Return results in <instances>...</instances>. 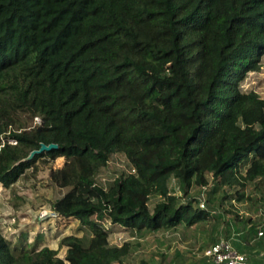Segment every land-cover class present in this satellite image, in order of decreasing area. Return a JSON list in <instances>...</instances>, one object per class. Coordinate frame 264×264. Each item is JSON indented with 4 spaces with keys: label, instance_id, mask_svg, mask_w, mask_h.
Instances as JSON below:
<instances>
[{
    "label": "trees",
    "instance_id": "16d2710c",
    "mask_svg": "<svg viewBox=\"0 0 264 264\" xmlns=\"http://www.w3.org/2000/svg\"><path fill=\"white\" fill-rule=\"evenodd\" d=\"M263 56L264 0H0V185L50 163L65 190L53 213L90 234L63 237L60 258L0 229V264H151L124 260L104 221L138 238L185 230L201 253L226 240L257 264L264 98L241 84ZM40 144L58 148L25 160ZM116 155L131 172L98 185ZM190 262L209 264L179 250L167 264Z\"/></svg>",
    "mask_w": 264,
    "mask_h": 264
},
{
    "label": "rangeland",
    "instance_id": "374dc122",
    "mask_svg": "<svg viewBox=\"0 0 264 264\" xmlns=\"http://www.w3.org/2000/svg\"><path fill=\"white\" fill-rule=\"evenodd\" d=\"M241 90L246 93L253 91L264 98V56L259 69L248 73L241 84ZM34 124H36L35 119L32 126ZM62 165L63 158H58L52 168ZM50 169V163H38L35 171L28 170L12 187L3 189L0 185V229L12 248L24 246L27 249L32 247L39 249L47 246L57 249L58 256L63 258L66 251L65 247H60V240L63 237L74 235L87 243L90 234L80 227L79 222L73 219H60L53 213L52 202L60 198L65 190L59 189L50 181ZM130 172V167L123 156L116 155L96 176V182L98 185L107 186L108 182L118 177L120 173ZM176 194L181 196L178 190ZM153 200L156 201L157 198ZM249 207H251L250 202L238 206L242 211H246ZM103 226L109 234L111 245L121 247L125 243L129 244L130 256L124 258L127 261L136 263L141 259H147L151 264H167L175 250H179L184 257L190 259L202 257L198 246L193 248V234L191 233V236L185 230L178 234L150 233L138 238L131 236L129 231L112 227L109 221H104ZM161 254L168 256L165 262H162Z\"/></svg>",
    "mask_w": 264,
    "mask_h": 264
},
{
    "label": "built area",
    "instance_id": "2783aa9c",
    "mask_svg": "<svg viewBox=\"0 0 264 264\" xmlns=\"http://www.w3.org/2000/svg\"><path fill=\"white\" fill-rule=\"evenodd\" d=\"M36 123H39V119L35 118ZM15 144L14 141L10 142ZM200 207L204 208L203 203H200ZM260 232L258 235H261ZM209 264H249L244 254L238 253L229 241L220 240L212 246L207 247L203 253Z\"/></svg>",
    "mask_w": 264,
    "mask_h": 264
},
{
    "label": "water",
    "instance_id": "95a60500",
    "mask_svg": "<svg viewBox=\"0 0 264 264\" xmlns=\"http://www.w3.org/2000/svg\"><path fill=\"white\" fill-rule=\"evenodd\" d=\"M57 148H58L57 144H49V145L40 144L39 149L31 151L25 160H31L37 154H41L44 151H50Z\"/></svg>",
    "mask_w": 264,
    "mask_h": 264
},
{
    "label": "crops",
    "instance_id": "0c3cea01",
    "mask_svg": "<svg viewBox=\"0 0 264 264\" xmlns=\"http://www.w3.org/2000/svg\"><path fill=\"white\" fill-rule=\"evenodd\" d=\"M260 216V215H259ZM257 217V216H256ZM260 233V232H259ZM258 233V234H259ZM257 251H261V252H257ZM251 252L254 253V257L255 258H260L259 261L257 262V264H264V251H262L261 249H257L256 251L252 250ZM246 256V255H245ZM259 256V257H258Z\"/></svg>",
    "mask_w": 264,
    "mask_h": 264
}]
</instances>
